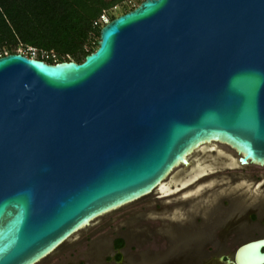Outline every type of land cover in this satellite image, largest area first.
Returning <instances> with one entry per match:
<instances>
[{
    "label": "water",
    "instance_id": "water-1",
    "mask_svg": "<svg viewBox=\"0 0 264 264\" xmlns=\"http://www.w3.org/2000/svg\"><path fill=\"white\" fill-rule=\"evenodd\" d=\"M213 143L264 166V0H144L80 64L0 58V264H39L177 168L208 171L190 158Z\"/></svg>",
    "mask_w": 264,
    "mask_h": 264
},
{
    "label": "rangeland",
    "instance_id": "rangeland-1",
    "mask_svg": "<svg viewBox=\"0 0 264 264\" xmlns=\"http://www.w3.org/2000/svg\"><path fill=\"white\" fill-rule=\"evenodd\" d=\"M129 1L130 2L127 3H129L130 6H138L141 0ZM119 10L120 8L112 10L110 15H118V13L120 12ZM103 16H105V18H107L108 20L110 19L107 13ZM109 22L110 20L108 21V23ZM103 24L105 25L104 22ZM23 51L24 50L21 48L18 52L20 53ZM201 150V153L199 152L197 154H194L190 159L192 162L198 159H202L199 160L201 161V163H204L207 160V164H209L208 171H203L196 177H193L190 176L191 173H199V169L195 166V163L191 166V168L187 170L183 167L177 168L168 181L170 183L169 191L164 193L162 191L164 189H161L160 192H155L154 194L146 196L136 202H133L121 209H118L97 219L90 227H87L75 234L69 239L66 244L60 247L51 256L41 261L39 264H44L45 262H49L50 260H56L58 259L56 257L59 254L61 256L64 251L71 250L75 247H78L79 249L78 254L86 252L88 249L85 250L83 245H85L86 241H89L90 238L92 240V253L90 252L93 258L92 261H94V264L97 263L98 259H101V261L104 262L106 257H104L105 248L111 246V243H113V241L115 240L114 238H116L117 235L124 234L123 232H121L122 226L126 227L127 234H125L129 238L128 247L127 250H125L124 262H122L123 264H147L145 263L146 261L143 260V258H145L143 257L144 255L149 258L159 259L161 257L162 259H165L166 255L170 252V249L169 247L164 248L165 242L162 241L164 239H159V237L155 238V235L153 234L156 230H158L157 232H159V234H164L165 231L162 229V227H160V223L157 220H148L147 217L150 216V218L156 219L161 210H166L167 212L173 206L182 209V207H184L188 203H191V201L182 202L179 199L180 196L186 197L187 195L195 192L196 194H202L201 197L206 194L212 195V201L218 197V194L220 192L223 194H232L227 199H221L220 206L222 207L225 203V200H228L229 210L226 209V215L231 212L235 214V220L237 221L238 225L237 228H239L241 233L244 234L241 235V237L246 238L248 235L256 236L258 233V235H263L264 227L262 226V223H264V166L252 164H250L249 166H241L238 161V158L240 156L236 152L232 151L229 147L221 144L213 143L207 145ZM215 163H218L219 166L218 170L214 171V169L212 168V164ZM208 173L213 174L208 177H203L204 175L207 176ZM198 177L203 178L199 179V181ZM257 178H260L259 182L256 181ZM197 180L199 182L194 183L193 186L187 188L188 185ZM254 182H257V185L255 187ZM172 185H174V189H172ZM195 187H197L198 190ZM160 193H162V195H170L173 193L175 194L164 199H156V197H158ZM254 212L259 214L258 220L255 223L251 222L250 219V215ZM209 214H211L213 219L217 216V212L214 211V209L211 207L210 209H208V213L196 212L190 218L196 222L197 217L202 216L204 218L203 220H205L208 219ZM118 221H120L119 224H117ZM162 221L164 224L167 223L166 220ZM173 227L176 228L175 223H171L169 225L170 230L173 229ZM178 230L179 233H171L174 239L180 240L181 237L178 238L175 236L180 234V236H185L183 240L181 239L182 241L186 242L187 239H190V236H187L188 232L190 231L187 226ZM98 231L100 232L97 233ZM141 233H146L147 236L141 239V236H138ZM215 233H218V231ZM215 233H210L209 236L205 233H200L197 237L193 238V240L190 242L191 245H189V247H184L181 244L177 243L174 244L171 249L176 250V252L178 253L177 256H180L181 258H185L188 254L192 257H195L196 261L192 262L193 264H198V262L200 261H198L197 259L200 258L201 254L206 253L207 255H209L211 252L210 250H214L207 247L208 245H206V243L208 239H210L209 237L211 235H214ZM230 235L227 236L226 241L228 240V238H230ZM132 236L134 239L131 238ZM100 242L104 246L99 245ZM97 245L99 246L96 248ZM135 246L137 247V249L134 248ZM236 248L237 245L234 246V244L231 242L224 244L222 249L218 250H221L222 253L224 251L226 255L233 258L237 250ZM74 253L75 251L69 253L67 255L68 259H70V256H72ZM78 254H75V256ZM139 255L141 256V259L139 257V259L137 260L136 258ZM70 260L73 261V264H77V259Z\"/></svg>",
    "mask_w": 264,
    "mask_h": 264
},
{
    "label": "trees",
    "instance_id": "trees-1",
    "mask_svg": "<svg viewBox=\"0 0 264 264\" xmlns=\"http://www.w3.org/2000/svg\"><path fill=\"white\" fill-rule=\"evenodd\" d=\"M144 0H141L143 2ZM129 0H0V58L34 48L50 64L82 63L99 48L104 24L132 11ZM120 8L118 15L111 11ZM117 247L123 242L117 241Z\"/></svg>",
    "mask_w": 264,
    "mask_h": 264
},
{
    "label": "flooded vegetation",
    "instance_id": "flooded-vegetation-1",
    "mask_svg": "<svg viewBox=\"0 0 264 264\" xmlns=\"http://www.w3.org/2000/svg\"><path fill=\"white\" fill-rule=\"evenodd\" d=\"M212 165H213L212 168L214 169V171L218 170V166H219L218 163H215ZM207 169L209 170V168H207ZM213 173H208L207 176L204 175L203 177L211 176ZM203 177H199V179H201ZM198 180L194 181L193 183L188 185L187 188L190 186H193L194 183H197L200 181V180L199 181ZM256 181L259 182L260 178H257ZM257 182H254V187L257 185ZM195 188L197 189V187H195ZM172 189H174V185H172ZM182 190H180V191H182ZM197 192H200V191H197ZM164 193H166V192H164ZM174 194L175 193L170 194V195H162V193H160L159 196L156 197V199H164V198H167V197L172 196ZM230 195H232V194H223L220 192L218 194V197L212 201L211 200L212 195L206 194L203 197H201L202 194H196V192H195V193L187 195L186 196L187 198L185 196H180L179 199L182 202L191 201V203L186 204L184 207H182V209L177 208L176 206H173L167 212H166V210L163 211L160 209L161 211H160L159 215H157L156 219L150 218V216H148L147 217L148 220H151V219L157 220L160 223V227H162V229L165 231L164 234H162V233L159 234V232H157L158 230H156L153 234L155 235V238L159 237V239H164V240H162L163 242H165L164 248L169 247L170 252L166 255L165 259H162L160 257L159 258L160 260L157 258H149V257H146L144 255L143 257H145V258H143V260L146 261L145 263H147V264H178V263L193 264L192 261H196L195 257H192L188 254L185 258H181L180 256H177L178 253L176 252V250H172L171 248L174 244H177V243L181 244L184 247L185 246L189 247V245H191L190 242L193 240V238L197 237L198 234H200V233H205L209 236L210 233H215L218 231V233L211 235L209 237L210 239H208V241L206 243V245H208L207 247H209L210 249H214L213 251L210 250L211 251L210 254L211 253H214V254H211V255L210 254L207 255L206 253L201 254L200 258L197 259L198 261H200V262H198V264H224L228 260V255H226L224 251L222 253L221 250H218V249H222L224 244L232 242L234 244V246L237 245L236 249L238 250L240 247H242L245 244H248V243H251L254 241L264 240V234L263 233H260L263 235H258L259 234L258 233L256 236H249L248 235L246 238L241 237V235H244V234L241 233L239 228H237L238 225H237V221L235 220V217H236L235 214H233L231 212V213L226 215V212H227L226 209L229 208L228 200H225V203L222 207L220 206L221 199H227L230 197ZM184 198H186V199H184ZM211 207L214 209V211L217 212L216 218L213 219L211 214H209L208 219H205V220H203L204 218L202 216L197 217L196 222L190 218L196 212L208 213V209H210ZM181 214H183V215H181ZM258 216H259V214L255 213V212L253 214H251L250 215L251 222L255 223L258 220ZM162 220H166L167 223L164 224ZM119 223H120V221H118L117 224H119ZM171 223H175L176 228L173 227V229L170 230L169 225ZM185 226H187V228L190 229V231L187 234V236L188 235L190 236V239H187L186 242L182 241L185 236H180L181 234L175 235V236L178 238L181 237L182 240L181 239L180 240L174 239L172 237L171 233L172 234L179 233L178 229H182ZM262 226L264 227V223H262ZM121 229H122L121 232H123L124 234L117 235L116 238H114L115 240L113 239L114 241H113V243H111V246L106 247V248L104 247L105 248L104 257L106 256L104 262L101 261V259H98L96 264H123L122 262H124L125 250H127L129 238H128V236H126V234H127L126 227L122 226ZM99 232L100 231H98L97 233H99ZM228 235H230V238H228V240L226 241ZM138 236H141V239H142V238H145L147 236V234L141 233ZM131 238H133V236ZM172 239H173V241H172ZM117 241L123 242L121 247H117V244H116ZM91 242H92V240L90 238L89 241H86V244L83 245L85 250L88 249L86 252L78 254L79 249H78V247H75L71 250L64 251V253H63L64 255L61 254V256H60V254H59L56 257L58 259L55 258L56 260H52V261L50 260L49 262L47 261L44 264H73L72 263L73 261L70 259H74V260L77 259V264H94V261H92L93 258L91 255V253H92L91 252V250H92ZM99 245L104 246L103 244H101V242ZM99 245H97L96 248ZM207 247H204V248H207ZM134 248L137 249L136 246ZM216 248H217V250H216ZM262 250L264 252V248ZM73 251H75V253L72 256H70L71 257L70 259H68L67 255ZM75 254H78V255L75 256ZM139 257L141 259L140 255L137 256L136 259L138 260Z\"/></svg>",
    "mask_w": 264,
    "mask_h": 264
},
{
    "label": "built area",
    "instance_id": "built-area-1",
    "mask_svg": "<svg viewBox=\"0 0 264 264\" xmlns=\"http://www.w3.org/2000/svg\"><path fill=\"white\" fill-rule=\"evenodd\" d=\"M101 20L106 24V23H108V19L107 18H105V16H102L101 17ZM108 20V21H107ZM19 54H22V55H24V56H26V57H28V58H32V59H37V57H38V51L36 50V49H34V48H28L27 49V51H23V52H20ZM50 56L49 55H43L42 56V60L43 59H48ZM44 61V60H43Z\"/></svg>",
    "mask_w": 264,
    "mask_h": 264
},
{
    "label": "bare ground",
    "instance_id": "bare-ground-1",
    "mask_svg": "<svg viewBox=\"0 0 264 264\" xmlns=\"http://www.w3.org/2000/svg\"><path fill=\"white\" fill-rule=\"evenodd\" d=\"M165 192V191H164Z\"/></svg>",
    "mask_w": 264,
    "mask_h": 264
}]
</instances>
